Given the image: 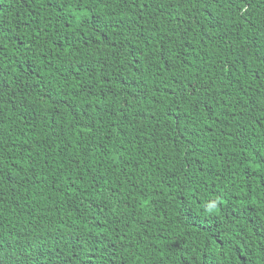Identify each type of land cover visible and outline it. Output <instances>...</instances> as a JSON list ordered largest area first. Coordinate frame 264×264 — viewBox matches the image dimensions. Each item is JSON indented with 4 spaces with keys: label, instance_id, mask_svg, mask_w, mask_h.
Returning a JSON list of instances; mask_svg holds the SVG:
<instances>
[{
    "label": "trees",
    "instance_id": "1",
    "mask_svg": "<svg viewBox=\"0 0 264 264\" xmlns=\"http://www.w3.org/2000/svg\"><path fill=\"white\" fill-rule=\"evenodd\" d=\"M0 264H264V0H0Z\"/></svg>",
    "mask_w": 264,
    "mask_h": 264
}]
</instances>
